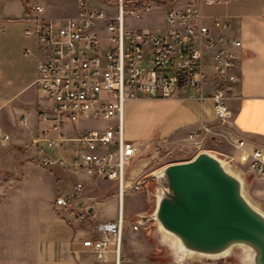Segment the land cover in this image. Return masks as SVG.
<instances>
[{
    "label": "built area",
    "instance_id": "1",
    "mask_svg": "<svg viewBox=\"0 0 264 264\" xmlns=\"http://www.w3.org/2000/svg\"><path fill=\"white\" fill-rule=\"evenodd\" d=\"M99 1L101 9L86 8L85 0H79V14L71 19L48 18L44 6L35 3L24 20L23 35L35 40V49H26L25 55L37 62L38 120L46 125L34 145L42 150L40 144L45 143L48 149L70 153L69 157L44 153L40 167L62 166L76 176L117 184V220L99 223L95 231L100 237L83 244L102 262L112 250L120 257L125 229L123 198L127 192L143 189V181L128 184V169L141 145L124 136L125 104L143 99H210L215 120L221 126L229 124L242 43L213 35L201 11L204 5L228 0H175L168 7L159 0ZM154 8L164 10L163 30L145 31L128 25V18L141 21ZM208 83L212 86L209 95ZM90 121L106 125L79 129ZM20 123L26 124L25 117ZM201 133L194 132L189 139L197 141L214 134L207 125ZM10 141L0 130V146ZM235 147L243 150L245 142L239 140ZM250 157V174L264 179V150L253 148ZM83 189V184L77 183L71 193L57 198L56 205L75 209ZM92 211L89 208L80 215L93 216ZM139 227L138 222L133 229Z\"/></svg>",
    "mask_w": 264,
    "mask_h": 264
},
{
    "label": "crops",
    "instance_id": "2",
    "mask_svg": "<svg viewBox=\"0 0 264 264\" xmlns=\"http://www.w3.org/2000/svg\"><path fill=\"white\" fill-rule=\"evenodd\" d=\"M174 1L168 0V4L172 5ZM32 2L33 0H0V41L17 31L23 34L26 27L24 20ZM41 5L45 8V16L53 19L75 18L80 11L79 0L75 7L68 9L61 6L54 12ZM201 11L213 35L242 43L238 52L239 82L235 89L236 97L229 105L232 112L229 126H221L215 120L214 103L210 99H143L125 104L124 136L141 145V152L128 169V184L143 181V189L136 194L129 193V197L135 199L138 205L129 208L127 219L125 204L128 192L123 198L125 229L120 257L117 258L112 250L102 262H97L93 252L83 244L85 240L100 237L95 231L99 223L117 220L120 199L115 182L89 175L76 176L62 166H55L49 168L50 189H46L43 178H37L35 184H31L30 179L24 183H16L15 179L7 183L0 171V264H244L237 255L234 260L192 258L181 262L174 260L170 254L162 255V237L151 217L157 196L154 175L167 165L190 161L203 151L214 152L229 161L237 174L247 177L251 175L249 165L253 148L264 150V0L221 1L211 6L204 5ZM147 21L146 15L138 21L139 25L135 28L150 31L147 29ZM157 29L156 31L163 30L162 26ZM34 62L36 80L35 59ZM35 80L23 89L24 92L35 86ZM211 87V83H208L207 95L210 94ZM36 94L32 102V116L39 128L37 133L29 130L26 132L31 136L36 134L35 139L46 128L38 120V88ZM10 101L11 99L0 103V108ZM17 112L20 115L18 124L29 128L26 117L31 114L18 109ZM22 117H25L26 124L20 123ZM84 124H80L79 129L89 128ZM205 125L211 126L216 135L212 138V143L207 144L209 136L197 141L189 139L192 133H201ZM0 130L9 135L12 141L10 134L5 133L1 127ZM35 139L31 148L18 161L17 172L22 170L26 174L27 170L32 171L31 164L26 163L28 159L40 160L44 153L49 154L41 144L42 150L34 145ZM239 140L245 142L243 150L235 147ZM207 145L210 147L207 148ZM160 149L178 153L184 159L170 162L168 157L160 153ZM62 155L69 157L70 153L67 150L55 151L56 157ZM3 163L4 158H1L0 169ZM62 183L69 186L66 194L71 193L77 183H82L84 189L77 207L67 209V212H61L57 216L54 213V202L56 197L62 196ZM4 197L6 199L1 203ZM89 208H93V216L80 215L86 214ZM109 213L111 215L108 216ZM140 218L144 219V225L134 230L133 227Z\"/></svg>",
    "mask_w": 264,
    "mask_h": 264
},
{
    "label": "water",
    "instance_id": "3",
    "mask_svg": "<svg viewBox=\"0 0 264 264\" xmlns=\"http://www.w3.org/2000/svg\"><path fill=\"white\" fill-rule=\"evenodd\" d=\"M154 180L151 217L174 260L237 255L244 264H264V211L247 199L246 177L229 161L203 151L190 161L167 165Z\"/></svg>",
    "mask_w": 264,
    "mask_h": 264
},
{
    "label": "rangeland",
    "instance_id": "4",
    "mask_svg": "<svg viewBox=\"0 0 264 264\" xmlns=\"http://www.w3.org/2000/svg\"><path fill=\"white\" fill-rule=\"evenodd\" d=\"M165 1L164 3L159 2L160 5H163L164 7H168L169 5H171L168 4V0L166 2ZM36 2L45 5L48 11L54 12L61 6L68 9L70 7H75L78 0H33L32 5H34ZM85 6L86 8H103V5L99 0H85ZM110 13L113 14L114 11L111 10ZM146 15L148 16L147 29H149L150 31L155 32L156 30H158L157 27L162 26V29L165 27V24H163V9L154 8ZM127 20L128 25L138 27V21H132L129 18ZM1 39L0 103L8 101L10 99L11 101L8 105L5 104L2 108H0V127L5 133L10 134L12 137V141H10L9 143H5V145L0 148V159L4 158L2 169H0V171L2 172L1 177L4 178L7 183H9L13 179H15L16 183H24V181L26 182L30 179L31 184H35L37 178H43L46 181L45 188L50 189V183L48 181L50 177L49 171H51V169H44L40 167L39 159L31 158L26 162L31 164L32 171L27 170L26 174L22 170V172L20 171L21 173L17 172V166L19 165L18 161L20 160L21 156L31 148L32 141L36 137V134L35 136H31L26 132L29 130L32 132L35 131L37 133L39 128L36 119L32 116V112H34L32 111L34 109L32 102L37 96V87L33 86L30 90L25 92L23 90L26 86H28L35 80L36 70L34 59L33 57L25 55L26 49H35V40L25 37L19 31L12 33L11 37H3ZM17 109L25 111V114H31V116L26 115L28 116L26 118L28 120L29 128H23L18 124V118H20V115L17 112ZM105 125L106 124L101 121H90L84 124L85 127L93 129H102L105 127ZM225 126H229V124H226ZM25 134L28 135V137H26ZM213 137H216V135L213 134L207 138V144L212 143L211 140ZM41 147H44L45 152L55 156V149H48L45 143H42ZM206 147L209 148L210 145H207ZM159 151L163 156L168 157L167 160L170 162L180 161L184 159L181 155H178V153L173 154L164 149H160ZM213 154L215 153L213 152ZM43 175L45 176L43 177ZM68 189V184L62 183L60 187L61 195H65L68 192ZM129 193L136 194L133 192H128L126 196V219L128 216L129 208L138 205V202H135V199H131V197H129ZM244 193L247 199L257 209L264 211V179L257 178L253 175L247 176L245 180ZM57 198L59 197H56L54 202V213L57 216H60L61 212H67L68 210L61 208L58 209L56 207ZM4 199H6V197L3 198L1 203H3ZM111 214L113 215V212H111ZM111 214L109 213L108 216ZM126 222H128V220ZM129 224H131V222ZM162 240H160V248L164 250V254H161H166L168 256L170 254L169 244ZM239 251L240 250L237 249L236 252ZM229 259L234 260L235 257L230 256Z\"/></svg>",
    "mask_w": 264,
    "mask_h": 264
},
{
    "label": "bare ground",
    "instance_id": "5",
    "mask_svg": "<svg viewBox=\"0 0 264 264\" xmlns=\"http://www.w3.org/2000/svg\"><path fill=\"white\" fill-rule=\"evenodd\" d=\"M177 244H180L178 240L174 239Z\"/></svg>",
    "mask_w": 264,
    "mask_h": 264
},
{
    "label": "trees",
    "instance_id": "6",
    "mask_svg": "<svg viewBox=\"0 0 264 264\" xmlns=\"http://www.w3.org/2000/svg\"><path fill=\"white\" fill-rule=\"evenodd\" d=\"M159 1H161V0H159Z\"/></svg>",
    "mask_w": 264,
    "mask_h": 264
}]
</instances>
